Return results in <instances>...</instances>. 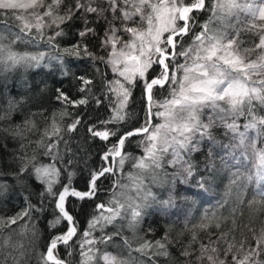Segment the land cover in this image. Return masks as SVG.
<instances>
[{
	"label": "snow or ice",
	"instance_id": "6c2138e0",
	"mask_svg": "<svg viewBox=\"0 0 264 264\" xmlns=\"http://www.w3.org/2000/svg\"><path fill=\"white\" fill-rule=\"evenodd\" d=\"M65 4L66 0H0V25L6 29L0 32V69L40 66L46 59L62 61L64 55L86 56L93 63L99 61L110 65L116 76L104 81L103 87L109 93L107 98L112 114L106 120L93 123L87 131L93 139H115L116 142L102 156L103 161L111 165L118 157L121 167L126 158L134 161L133 168L139 173H151V184L162 189V193L158 195L151 187H145V177L139 173L130 174V184L117 181L113 187L119 185L134 195L120 193L124 197L122 202L115 198L117 194L114 193L113 198L96 204L88 227L78 234L76 221L65 209L66 198L71 196L84 200L97 197L99 179L112 173L113 168L109 166L91 171L84 191L72 189L71 172L68 173L69 183L53 190V184L57 182L55 178L59 177L62 169L50 164L38 166L33 163L35 154L30 158L26 154L15 156L13 162L19 167L13 174L17 182L23 183L25 177L34 176L46 185L40 192L41 198L46 194L55 198L59 215L49 227L55 228L64 221L68 224L66 232L51 238L44 245V250L36 252L37 264H68L59 254L58 246L63 244L71 249L70 241L77 243L74 237L78 235L82 258L79 264H100L101 261L103 264H264V220L259 228L253 227L251 221L241 228L236 215L239 212L242 217L246 207L264 214V147H258L256 143L260 138L264 144V114H261L264 111V0L259 4L255 0H215L214 3L210 0H73L72 4ZM199 11H209L212 15L197 30L194 27L197 24L195 13ZM77 15L84 25L79 31L81 39L71 48H64L60 55L21 53L13 47L17 42L36 43L45 36L46 28L54 27L58 29L55 37L62 36L61 26ZM100 21L105 24L103 36L89 27ZM213 21L216 22L215 27L212 26ZM13 28L18 31L13 32ZM90 34L100 39L106 57L95 56L89 51L85 39ZM245 35L248 39L243 38ZM55 37L49 36L46 41L52 47L56 46L53 43ZM180 58H183V63ZM77 79L81 84L78 91L90 93L93 80L87 76ZM28 87L31 89V85ZM137 87L145 101V119L139 127H126L131 116L128 108ZM165 90L167 95L157 102V93L163 95ZM45 91L46 88H39L37 95L42 96ZM56 92L55 99L66 105L88 103L85 98L70 99L60 88ZM111 94L115 95V101ZM24 102L23 96L19 100L9 96L6 109L0 105V121L11 120L12 113ZM96 103L99 105L101 101ZM37 115L43 116L44 113L31 114ZM67 115V110L60 113L61 119ZM55 117L53 113L51 131L44 130L43 135L48 137V142L45 143L43 138L36 142L38 147L47 149L43 153L45 156H54L52 150L58 147V143H63L66 153H71L64 132H74L83 123L79 114L66 126L58 123ZM157 118H162L163 122L156 123ZM241 118L246 122L238 123ZM34 127L32 119H25L12 130L0 131L8 132L13 139L23 140L25 132ZM218 129L223 130L228 143L218 139ZM137 136L143 137L140 143L144 145V155L132 157L123 150L126 143ZM53 137L57 138L56 141ZM205 145L206 152L203 151ZM24 147L21 143L20 150ZM217 149H222L223 155ZM193 153L203 156V168ZM54 158L63 159L58 152ZM217 160L225 168L235 167L236 171L232 173L235 178L231 184L241 180V168L245 165L250 164L254 170L245 179L255 183L257 190L252 199L245 196L233 206L231 227L225 229L222 218L206 213L200 223L188 230L187 242L183 240L184 232L179 234V242L170 239L167 232L162 238L153 240L138 235L147 216L153 214L149 209L155 207L167 215V209L175 207L178 198L187 200L189 194L202 195L191 192L192 187L207 191L208 185L219 176ZM73 162L69 157L66 164L72 165ZM165 164L173 171H157L163 170ZM186 185L189 187H183ZM240 186L247 189V183ZM5 188L6 185L0 184V189ZM26 203L27 207L14 216L0 217V233L25 217L32 219L33 210H41L27 198ZM227 203V200L217 202V206L223 208ZM257 204L259 208H255ZM213 218L217 221L214 225L211 224ZM118 220L126 221L121 229L126 227L132 233L131 238L123 236L118 229L104 232L108 225H114ZM97 228L103 233L99 241L92 235ZM29 231L35 237L34 227L21 225L20 235ZM152 231L149 225L147 234ZM116 239L122 240L127 255H114L98 248L93 251L97 243L107 245ZM11 240L9 234L0 242V264H9V259L12 264H28L35 247L26 248L23 242L12 246ZM133 241L138 242L137 246L133 247ZM85 246H88L87 250ZM174 246L178 249L176 252L172 251ZM9 247L12 251L5 252L4 249Z\"/></svg>",
	"mask_w": 264,
	"mask_h": 264
},
{
	"label": "trees",
	"instance_id": "16d2710c",
	"mask_svg": "<svg viewBox=\"0 0 264 264\" xmlns=\"http://www.w3.org/2000/svg\"><path fill=\"white\" fill-rule=\"evenodd\" d=\"M214 2L215 0H210V3ZM211 15L212 13L209 11L196 12L195 16L197 24L194 25V27L199 30L200 26L208 22ZM90 25L100 33V36H103L105 29L103 21ZM81 26L82 20L79 18V15H77L76 18L61 26L64 33L62 36L55 37V33H49L48 30L45 29V36L43 38H39L36 43L17 42V45L13 47L16 51L21 53L27 52L36 54L38 52H46L50 57L58 56L64 48H71L81 39L79 36ZM212 26H216L215 21H213ZM4 31H6V29L3 25H0V32ZM15 31H18V29L13 28V32ZM49 36L55 37V40L53 41L56 45L55 47L50 46L46 42ZM7 42L8 41H5V43ZM99 42L100 39L91 34L85 39V43L87 44L89 51L95 56H101L99 51L100 49L98 47ZM182 61L183 58H180V62ZM157 71H159V69H157ZM80 76H87V78L93 80V84L90 86L92 89L90 93H81L78 91L81 84L77 77ZM112 79L113 75L110 72L108 65L105 63H101L99 61L93 63V61L86 56L77 57L75 55H64L62 61L56 59H46L40 66H18L12 70L0 69V105L3 106V109H6V100L9 96L15 97L17 100L23 96L25 100L22 106L12 113L11 120L0 121V129L12 130L16 125L22 124L25 119H32L35 123V127L32 128L31 131L25 132L26 138L23 140L13 139L8 132L0 131V172L3 173V175H0V184L6 185L5 189H0V217H12L22 209L26 208V198L32 204L36 205L38 209H41L39 211L33 210L32 219L25 217L23 220L18 221L17 224L12 225L8 229H4L3 233H0V242H2L4 237L11 234L12 246L17 245L19 242H23L26 248L35 247V251L31 252L29 255L28 264H37L36 252L44 250V245L51 238L66 232L68 224L64 221L55 228L49 227L50 222L53 221L57 215H59V211L55 207V198L47 194L45 198H41L40 192L45 190L46 185H42L34 176L30 178L25 177L23 183L17 182L13 174L19 167L17 163L13 162V158L15 156L26 154V156L30 158L35 154L36 161H33V163H36L38 166L40 164H50L54 165L58 170L62 169L59 177L55 178L57 182L53 184V190L59 189L61 185L68 184V173L71 172L73 173L70 182L72 189L84 191L86 190L89 173L91 171L99 170L102 167L107 166H111L113 168L112 173H109L105 177H101L99 179V191L97 197L86 198L84 200L71 196L66 198L65 209L76 221L78 234H82L88 227V221L92 217L93 212L96 211V204L113 198L114 193L117 194L115 198L120 199L122 202H124V197L120 196V193L126 192L130 195H134V193L129 192L128 189L119 187V185L113 187L117 181H119V184H130L128 179L129 175L139 173V170L133 168L132 166L134 161L126 158L124 166L121 167L118 162L119 158L117 157L112 161L111 165H109L108 161L102 160V156L105 154L107 149L116 142L115 139L110 138L109 141H103L99 138L93 139L87 131V128L93 123H96L99 120H106L109 115L112 114V109L109 106V100L107 98L109 93L107 92V89L103 87L104 81ZM29 85H31V89H29ZM39 88H46V91L42 96L37 95ZM57 88L62 89L63 92L72 100L85 98L88 100V103L85 105L73 106L58 102L55 99L57 95ZM166 95L167 90L164 91L163 95L158 92L155 100L158 102ZM111 96L113 101H115V95L111 94ZM97 100L101 101L99 105L96 103ZM144 109L145 101L142 98L140 88L137 87L133 91L132 102L128 108L131 116L126 127H131L133 125L139 127L145 119L146 113ZM65 110H67L69 115L64 116L61 119L60 113ZM156 110L157 109L154 106L153 111L155 112ZM39 111H43L44 115L31 116L32 113ZM53 113L56 114V121L65 126L72 123L77 114H79L83 119V123L78 125L74 132H64V139L69 142V146L72 149L71 153H66L65 145L63 143H58V147L53 148L52 151L54 156L58 152L63 159H56L54 156L43 155L47 149L44 147H38L36 143L37 141H41L42 138L45 143L48 142V137H44L43 134L46 128L49 132L51 131L50 126L52 123ZM261 114H264V111H262ZM45 116L48 117V119H45ZM158 121L159 118H157L155 122L157 123ZM244 122L246 121H244L243 118L238 121V123L241 124ZM220 133H223L222 129L216 130L217 136H219ZM52 139L53 141H56L57 138L53 137ZM142 139V136L132 138L130 142L126 143L123 151L126 154H130L132 157L143 156L144 145L140 143ZM257 142L261 144L260 138L257 139ZM21 143L25 145L22 151L20 150ZM203 151H207V145H205ZM217 151L223 155L222 149H217ZM193 156L196 160L201 162V168H203V156L198 153H193ZM69 157H71L74 161L72 165L66 164ZM217 164L219 166V176L210 184L214 187V192L224 193L227 191V184L230 180V166L225 168L223 165L219 164V160H217ZM157 171H167L170 173L173 169L165 164L163 170ZM139 174L145 177V187H151L152 191L156 192L158 195L162 193V189L151 184V173ZM247 190L241 189V195L236 192L227 196L218 194V199L222 195V200L220 201L221 203L225 200L228 201V203L225 204V207H219L215 213V217L222 218L221 222L225 224V229L232 226V208L238 203L239 199L245 196L247 199H252ZM197 198V195L189 194L186 202L187 210L195 213L196 215L199 214L198 208L202 205ZM259 207L260 206H258V204L255 206V208ZM149 211L153 214L148 215L145 222L141 225L143 230L138 232L139 236H145L147 239L153 240L162 238L167 232L170 239L179 242V234L184 232L185 235L183 240L184 242H187L189 238V225L186 227H184V225H169L168 223L171 221L170 216H166L164 219L162 217L159 219V223H157L156 220H154V217L155 215L158 217L161 212L155 207L149 209ZM206 213L209 216L212 215L209 214L211 213L210 211H205V214ZM236 215L241 228H243L244 224H249L250 221L252 222L253 227L259 228L260 222L264 220V214L256 212L254 208L250 209L246 207L242 217L239 212H237ZM224 218H226V220ZM216 222L215 218L211 220L212 225ZM24 224H27L29 228L34 227V231L36 233L35 237H33V233L31 231L27 232L25 235H20L21 225ZM122 224H126V221L118 220L114 225H108L107 228L104 229V232L111 233L114 229H118L122 231L123 236L131 238L132 233L126 227L121 229ZM149 225L152 226L153 231L150 234H147ZM166 227L171 228L168 229ZM181 227H183V229H181ZM13 229L15 232H13ZM212 231H216L215 227L212 228ZM243 231L246 232L247 230L243 229ZM92 235L97 239V241H99L103 233L99 230V228H97ZM237 236L239 237V233H237ZM79 238V235L74 237V240H76L77 243H72L70 241L72 244L71 249L66 248L63 244L58 246L59 254L68 261V264H79L82 259L78 244ZM137 244V241H133V247L137 246ZM87 247L88 246H85V250H87ZM97 248L101 251L112 253L114 255L121 253L127 255L126 251L122 247L121 239H116L113 243L107 245L97 243L93 246V251L95 252ZM177 250L176 246L172 249L173 252H176ZM4 251L10 252L12 251V248L9 247L4 249ZM69 252L72 254L69 255ZM16 254L17 253H13V255ZM9 264H12L11 259H9ZM100 264H103V262L101 261Z\"/></svg>",
	"mask_w": 264,
	"mask_h": 264
},
{
	"label": "rangeland",
	"instance_id": "374dc122",
	"mask_svg": "<svg viewBox=\"0 0 264 264\" xmlns=\"http://www.w3.org/2000/svg\"><path fill=\"white\" fill-rule=\"evenodd\" d=\"M255 2L257 4H259L261 2V0H255ZM73 3V0H66V4L65 6L67 5H70ZM242 16H245L247 17V14H241ZM95 19V17H90V19ZM117 23H119V21H117ZM84 27L83 25V22H82V26H81V29ZM89 27H92L91 25H89ZM46 30H48L49 33H55V31H57L58 29H55L54 27L53 28H46ZM244 39H248V35H245L243 37ZM247 46V45H245ZM99 51H100V55L101 56H107V53L101 48V44L99 42ZM184 60L181 62L183 63ZM108 68L110 70V72L112 73L113 75V79L115 78L116 74H114L112 72V69H111V66L108 65ZM162 110V109H161ZM163 120L162 118H159V121L157 123H162ZM250 135H255V133H250ZM218 139H220L222 141V143H228V139L225 138L223 136V133H220L219 136H217ZM257 143V146L258 147H264V144H260L256 141ZM238 154V153H237ZM249 155H251V151L249 150ZM170 159V157H168ZM234 164V162H233ZM108 167V166H107ZM230 180L227 184V191L222 193V192H214L213 191V188L211 186V184L208 185V188H207V191H204V190H201V189H198V188H195V187H192L191 188V191L193 192H200L202 193V195H197L198 198L197 200L202 203V205L198 208V212L199 214L196 215L195 213H192L190 212L189 210H187V200L183 199L182 197L181 198H178V203L176 204L175 207H172L170 209H167V215H165L163 212L160 213V215L158 217H154V220H156L157 223H159V219H161L163 217V219L166 217V216H170L171 217V221L168 223L169 225H184V227H186L187 225L188 226V229H191L193 225L195 224H198L199 221H201V218L204 216L205 214V211H210L211 213L209 214H215L217 212V209L219 208L217 206V202H220L222 200V195H229L231 193H238V194H242L241 193V189H244L242 188L240 185L244 184V183H247V190L249 193H250V196L251 198L253 197V194L254 192L257 190V185L255 183H252V182H247L245 177L247 175H249L252 171H254L252 168H251V165L248 164V165H245L243 168H241V172L243 173V176L241 178L240 181H237L236 184H231L230 181L233 180L235 177L232 175V173H234L236 171L235 167L233 165H230ZM183 187H189V186H183ZM229 189H230V192H229ZM218 194H222L219 199L217 198ZM227 194V195H226ZM259 206V205H258ZM171 213V214H170ZM211 215V216H212ZM198 216V217H197ZM200 219V220H199ZM214 219V218H213ZM167 224V223H166ZM168 228V227H166ZM171 227H169L168 229H170ZM181 229H183V227H181Z\"/></svg>",
	"mask_w": 264,
	"mask_h": 264
}]
</instances>
